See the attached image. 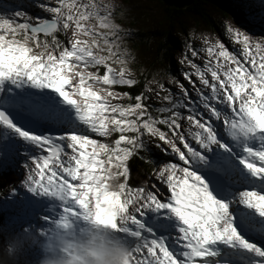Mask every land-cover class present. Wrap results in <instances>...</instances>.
<instances>
[{
	"label": "snow or ice",
	"instance_id": "1",
	"mask_svg": "<svg viewBox=\"0 0 264 264\" xmlns=\"http://www.w3.org/2000/svg\"><path fill=\"white\" fill-rule=\"evenodd\" d=\"M35 7L46 15L0 3V160L25 157L22 187L49 201L22 228L99 223L125 240L130 264H264V35L229 22L231 51L205 37L202 65L181 60L191 87L159 85L153 107L152 88L115 90L137 80L110 5ZM246 16L264 22V4ZM153 140L171 158L153 161L168 195L128 183V161Z\"/></svg>",
	"mask_w": 264,
	"mask_h": 264
},
{
	"label": "rangeland",
	"instance_id": "2",
	"mask_svg": "<svg viewBox=\"0 0 264 264\" xmlns=\"http://www.w3.org/2000/svg\"><path fill=\"white\" fill-rule=\"evenodd\" d=\"M253 1L264 4V0ZM37 2L38 0H0V3L11 4L13 10L28 12L34 17L45 16L46 14L41 9L35 7ZM104 2L113 9L112 19L120 28L119 46L121 51L126 54L127 66L132 71L134 78L137 80L142 71L149 73L147 88L153 89V92L148 93L153 107L159 106L162 102L156 93L159 92L160 97L165 94L160 90L159 85H164L165 89L172 91L176 95H179V89L173 83V80L185 84L186 87H191L183 76V73L190 71V68L187 65V61L182 64L181 60L187 54L188 58L192 59L193 62L202 65L204 60L207 59L206 53L200 51V49L205 47V37L210 42L219 39L231 51L233 50V43L225 31V26L229 22L234 27L249 31L252 35H264L262 25L242 21L232 15L225 17L216 8L208 7L207 10L212 12L213 18L221 24L220 31L209 27L200 14L190 11H187L178 21H174V24H171L172 21L168 18L167 6L161 0H104ZM184 27L186 28V33L184 32ZM167 29H172L174 37H178L180 44L183 46L181 49H177L178 54L174 58V64L168 61L165 62L162 58V51L159 49L160 39L162 38L160 35ZM145 33L146 36H143ZM59 38L64 40L63 34H59ZM189 46L199 52V58L191 57ZM168 65L171 66L169 69ZM192 79L199 85L195 76ZM92 138L104 139L96 137L94 134ZM156 143H159L162 148L167 150L163 142L155 140L149 143V149L159 151L163 155L162 161L171 160L170 157L166 156L165 151H161V148L155 146ZM25 159L23 156H17L9 161L0 160V172L2 168L7 167L16 169L20 174L15 187L19 195H12L13 190L0 195V237L2 236L0 241V261L6 259L11 262L16 260L18 264H39L41 253L36 241L42 240L48 235L55 221L46 225L43 232L35 226L33 227L37 229H32L33 227L22 228V224L35 220L36 216L44 211L47 206L43 207V202L46 201L49 204L46 198L35 200L22 187V183L26 178V169L23 168ZM152 184H155L157 188L153 189L151 187ZM148 188L154 192L159 189L160 192L168 195L166 186L157 181L155 176ZM22 196L27 197V200L22 201ZM25 204L27 205L26 213L24 210ZM18 217L22 218L17 220L16 218ZM36 223L45 224L43 220H38Z\"/></svg>",
	"mask_w": 264,
	"mask_h": 264
},
{
	"label": "trees",
	"instance_id": "3",
	"mask_svg": "<svg viewBox=\"0 0 264 264\" xmlns=\"http://www.w3.org/2000/svg\"><path fill=\"white\" fill-rule=\"evenodd\" d=\"M261 6L262 3L253 0H195L194 4L189 8H166L169 12L168 18L172 21L171 24H174V21H178L183 14L190 11L195 14H200L209 27L220 31L221 24L213 18V13L207 10L208 7L220 10L225 17L232 15L239 20L250 22L247 19L246 12L250 11L257 13L261 10ZM256 23L262 25L264 29V22L257 21ZM184 32H187L186 28ZM143 36H146V33ZM161 36L162 38L160 39L159 49L162 51V58L165 62L168 61L174 64V58L178 54L177 49H181L183 46L180 44L178 37H174L175 35L172 29H167V31H164L160 37ZM169 67L171 66L168 65V69ZM148 75L149 73H144L142 71L138 76L137 84L132 88H117L116 90L120 92L128 91L132 95L145 92L147 81L149 79ZM162 160L163 155L154 149H149L147 152H140L136 156L130 158L128 161L129 185L131 187H148L154 178L153 169L158 166V163L154 164L153 161L161 162ZM19 176L20 174L14 168H2L0 172V195L12 191L13 188L17 186ZM1 240L2 236L0 237V241ZM13 261L14 262L2 259L0 264H18L16 260Z\"/></svg>",
	"mask_w": 264,
	"mask_h": 264
},
{
	"label": "clouds",
	"instance_id": "4",
	"mask_svg": "<svg viewBox=\"0 0 264 264\" xmlns=\"http://www.w3.org/2000/svg\"><path fill=\"white\" fill-rule=\"evenodd\" d=\"M39 264H130L125 240L110 227L70 219L54 223L47 236L36 241Z\"/></svg>",
	"mask_w": 264,
	"mask_h": 264
},
{
	"label": "water",
	"instance_id": "5",
	"mask_svg": "<svg viewBox=\"0 0 264 264\" xmlns=\"http://www.w3.org/2000/svg\"><path fill=\"white\" fill-rule=\"evenodd\" d=\"M167 7L185 9L194 4L195 0H161Z\"/></svg>",
	"mask_w": 264,
	"mask_h": 264
},
{
	"label": "bare ground",
	"instance_id": "6",
	"mask_svg": "<svg viewBox=\"0 0 264 264\" xmlns=\"http://www.w3.org/2000/svg\"><path fill=\"white\" fill-rule=\"evenodd\" d=\"M189 8V7H188ZM40 203V202H39ZM38 204V203H37ZM42 206L45 207V206H48V203L45 201L42 203ZM34 208V207H33ZM36 213V212H35ZM139 217V216H138Z\"/></svg>",
	"mask_w": 264,
	"mask_h": 264
}]
</instances>
